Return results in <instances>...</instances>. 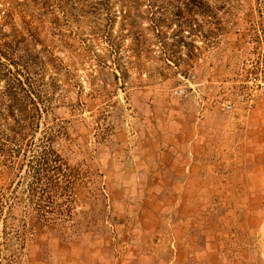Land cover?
<instances>
[{"label":"rangeland","instance_id":"1","mask_svg":"<svg viewBox=\"0 0 264 264\" xmlns=\"http://www.w3.org/2000/svg\"><path fill=\"white\" fill-rule=\"evenodd\" d=\"M256 25L264 0H0V264H264V92L212 100Z\"/></svg>","mask_w":264,"mask_h":264},{"label":"built area","instance_id":"2","mask_svg":"<svg viewBox=\"0 0 264 264\" xmlns=\"http://www.w3.org/2000/svg\"><path fill=\"white\" fill-rule=\"evenodd\" d=\"M240 29L237 27L236 31L239 32ZM263 29L264 26H257L258 36L255 41L249 43L254 52L243 57L235 70L219 81L220 86L212 100L226 112L239 109L245 113L253 112L259 96L264 92V37L261 33ZM182 79L188 84H180L176 93L186 98L194 91V84L190 83L188 78ZM201 106H204V102Z\"/></svg>","mask_w":264,"mask_h":264},{"label":"trees","instance_id":"3","mask_svg":"<svg viewBox=\"0 0 264 264\" xmlns=\"http://www.w3.org/2000/svg\"><path fill=\"white\" fill-rule=\"evenodd\" d=\"M4 87V96L7 98L5 100L9 101V104L6 105L8 107L7 111L10 114L12 113L13 106L22 107L25 106L26 102L28 103L29 101L35 105L34 99L29 94H27L21 79L17 78L16 82H11L10 79L7 78Z\"/></svg>","mask_w":264,"mask_h":264},{"label":"crops","instance_id":"4","mask_svg":"<svg viewBox=\"0 0 264 264\" xmlns=\"http://www.w3.org/2000/svg\"><path fill=\"white\" fill-rule=\"evenodd\" d=\"M205 103V102H204ZM203 108V107H202ZM206 109H207V107H205V111H206ZM205 111H203V112H205ZM199 112V111H198ZM203 112H202V114H203Z\"/></svg>","mask_w":264,"mask_h":264}]
</instances>
